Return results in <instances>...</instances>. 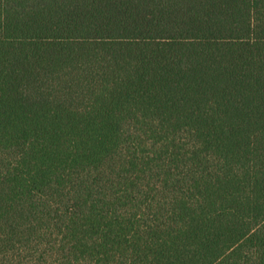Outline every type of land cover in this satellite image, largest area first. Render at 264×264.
<instances>
[{
    "label": "trees",
    "instance_id": "obj_1",
    "mask_svg": "<svg viewBox=\"0 0 264 264\" xmlns=\"http://www.w3.org/2000/svg\"><path fill=\"white\" fill-rule=\"evenodd\" d=\"M0 264H264V0H0Z\"/></svg>",
    "mask_w": 264,
    "mask_h": 264
}]
</instances>
